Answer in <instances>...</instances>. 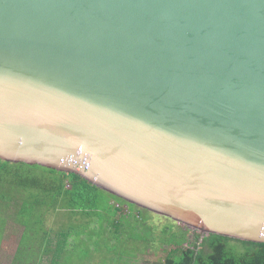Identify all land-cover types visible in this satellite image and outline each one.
Here are the masks:
<instances>
[{
  "label": "water",
  "instance_id": "95a60500",
  "mask_svg": "<svg viewBox=\"0 0 264 264\" xmlns=\"http://www.w3.org/2000/svg\"><path fill=\"white\" fill-rule=\"evenodd\" d=\"M0 158L264 243V0H0Z\"/></svg>",
  "mask_w": 264,
  "mask_h": 264
},
{
  "label": "trees",
  "instance_id": "16d2710c",
  "mask_svg": "<svg viewBox=\"0 0 264 264\" xmlns=\"http://www.w3.org/2000/svg\"><path fill=\"white\" fill-rule=\"evenodd\" d=\"M17 167H29L40 171L41 174L21 173ZM8 185L21 200L19 210H21L22 216L29 217L24 220L23 224H19L24 228L22 246H24L25 237L27 236L29 239V234L32 231H36V238L39 230L46 228L47 217L59 208L66 211L67 215L69 214L68 218L81 217L84 229L77 230L72 224L69 226L70 228L61 229V233H58L60 234L58 236L62 235L63 240L60 247L67 254V264H79L78 259L72 256V243L79 242L81 233L89 231L87 228L95 223V219L97 222L103 220L104 227H117L123 218L127 222L129 221V214L139 217L143 210L133 204L136 212L130 210L128 213H124L122 204L127 201L98 187L79 174L38 164L9 162L0 158V189ZM0 193L3 197L7 196L4 192ZM10 199L13 200V198ZM117 203L119 206H116ZM145 211L148 212L147 209ZM118 215L119 218H116ZM3 218L8 222L6 217ZM27 231L30 233L28 234ZM164 233L168 234L166 230ZM172 237L168 236V242L176 243L178 246L174 253L166 258V264H264V243L262 242H252L215 233H205L204 235L195 233L190 239L183 232L179 234L178 240L174 234ZM231 240L240 242L244 248L243 252L238 255L233 254L232 248L229 246ZM63 247L65 248L63 249Z\"/></svg>",
  "mask_w": 264,
  "mask_h": 264
},
{
  "label": "rangeland",
  "instance_id": "374dc122",
  "mask_svg": "<svg viewBox=\"0 0 264 264\" xmlns=\"http://www.w3.org/2000/svg\"><path fill=\"white\" fill-rule=\"evenodd\" d=\"M17 169L21 171V173L33 175L41 174L40 171L33 170L29 167H17ZM10 187L11 186L8 185L3 189L1 188L2 191L0 189V192H4L7 195L6 197L0 195V264H8V255L12 252L11 245L18 239V235L20 237V233H22L23 227L19 226V224H23L24 220L29 219L28 216H22L21 210H19L21 200L17 198V193ZM9 198H13V200H9ZM116 206H119V204L117 203ZM122 206L124 213H128L130 210L134 212L136 209L135 206L129 202L122 204ZM142 209L139 217H136L135 214H129V218L127 217L129 220L128 222L123 218L117 227L112 226L110 230L104 227L103 220H98L99 222H97L95 219V223L87 228L89 231L86 230L87 233L85 236H83V238L79 237L78 243H72V256L78 259L77 262L79 264H166V258L172 255L178 246L176 243L168 242L169 235L173 238L172 236L174 234V237L178 240L179 234L183 232L190 239L195 233H201V235L205 234L199 229L175 221L169 217L154 213L150 210L147 212L144 208ZM68 215L66 211L59 208L49 214L45 226L60 230L68 229L70 228L69 226L73 224L77 230L84 229V226H82L83 223H81V217L74 216L73 219H71V217L68 218ZM3 217H6L8 222H6ZM116 218H119V215ZM4 228L5 231L13 230V232H16V230L12 228H18L20 231L16 233V236L14 234L12 235V243H8V247L4 246L1 249L2 232ZM165 230L168 234L164 233ZM57 232L58 231H56L52 238L53 243L56 240L58 242L60 238L56 235ZM27 233L29 234L30 231H27ZM75 233L78 236L77 232ZM4 239L6 240V238ZM27 240L28 237L26 236L24 247L27 246ZM37 243L38 240L31 238V246ZM229 246L232 248V253L235 255L240 254L243 252L242 250H244L240 242L231 240L229 241ZM35 252L36 250L34 247H30L29 254L35 256ZM64 256L65 258L67 257L66 252ZM27 263L37 264L26 262V259L22 256L18 258L15 264Z\"/></svg>",
  "mask_w": 264,
  "mask_h": 264
},
{
  "label": "crops",
  "instance_id": "0c3cea01",
  "mask_svg": "<svg viewBox=\"0 0 264 264\" xmlns=\"http://www.w3.org/2000/svg\"><path fill=\"white\" fill-rule=\"evenodd\" d=\"M12 229H15L16 232H13V230H6L2 234L1 249L4 246L8 247V245H9L8 243H12V239H13L12 235L14 234L16 236V233L17 232L19 233V231H20L18 228H12ZM108 229L110 230V228H108ZM56 231H58L56 235H60L58 233H61V229L56 230L55 228L53 229L50 227H46L45 229L39 230V234H37L36 238H35L36 231H32V233L29 234L30 237L26 242L27 246L24 247V246H22L24 228H22V233H20V237L18 235V239L14 242L15 244L13 243L11 245L12 252L8 255V257H9L8 264H15L20 256L24 257V259H26V262H31V263L67 264L66 258L64 256L65 251L62 250L60 247L63 239L59 238L58 242L56 240L53 243L52 238H53L54 234L56 233ZM86 233L87 232L81 233V238H83V236H85ZM8 237H9V239H8ZM59 237H62V235ZM4 238H6V240ZM31 238L38 240V243L34 246H31V244H30ZM59 242H60V244H59ZM21 247H22V250L20 251ZM30 247H34V249L36 250L35 256H31L29 254ZM64 248L65 247H63V249ZM99 248H100V246H99ZM30 257H32V258H30ZM0 263H1V261H0ZM73 264H76V263H73Z\"/></svg>",
  "mask_w": 264,
  "mask_h": 264
}]
</instances>
